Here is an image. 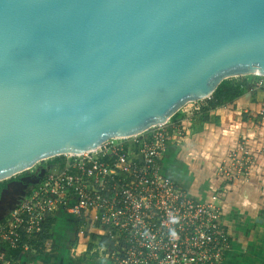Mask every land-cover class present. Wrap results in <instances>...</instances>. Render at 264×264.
I'll use <instances>...</instances> for the list:
<instances>
[{
  "label": "water",
  "instance_id": "water-1",
  "mask_svg": "<svg viewBox=\"0 0 264 264\" xmlns=\"http://www.w3.org/2000/svg\"><path fill=\"white\" fill-rule=\"evenodd\" d=\"M264 76V0H0V182Z\"/></svg>",
  "mask_w": 264,
  "mask_h": 264
},
{
  "label": "built area",
  "instance_id": "built-area-1",
  "mask_svg": "<svg viewBox=\"0 0 264 264\" xmlns=\"http://www.w3.org/2000/svg\"><path fill=\"white\" fill-rule=\"evenodd\" d=\"M257 76L254 85L264 88ZM256 118L264 126V108ZM174 126L170 118L47 164L0 222V264H10L6 249L31 251L44 222L60 211L75 217L80 234L87 221L102 230L111 264H225L231 240L220 202L226 186L247 179L253 153L245 139L238 142L216 167L224 186L194 198L161 172Z\"/></svg>",
  "mask_w": 264,
  "mask_h": 264
},
{
  "label": "crops",
  "instance_id": "crops-1",
  "mask_svg": "<svg viewBox=\"0 0 264 264\" xmlns=\"http://www.w3.org/2000/svg\"><path fill=\"white\" fill-rule=\"evenodd\" d=\"M257 79V74L246 77L245 92L231 103L182 110L161 162L163 174L204 199L224 186L216 167L246 140L254 156L250 174L226 186L220 202L231 240L225 264H264V126L256 118L264 108V88L254 85ZM51 219L50 237L40 250L20 252L10 264H111L98 226L87 221L80 234L69 212Z\"/></svg>",
  "mask_w": 264,
  "mask_h": 264
},
{
  "label": "rangeland",
  "instance_id": "rangeland-1",
  "mask_svg": "<svg viewBox=\"0 0 264 264\" xmlns=\"http://www.w3.org/2000/svg\"><path fill=\"white\" fill-rule=\"evenodd\" d=\"M249 76L250 75L232 78L233 80L242 81ZM208 101L209 100L205 98L196 102L187 103L179 111L182 112V110L191 106L200 108V106H202L204 103H207ZM51 159H53V157L50 159L42 160L36 163L30 169L18 173L9 179L3 180V182L0 183V222L3 220V218H8L12 213V210L24 200L26 191L39 179V176L47 166V162ZM29 245L30 250H37L38 248H40L37 240L31 241Z\"/></svg>",
  "mask_w": 264,
  "mask_h": 264
},
{
  "label": "trees",
  "instance_id": "trees-1",
  "mask_svg": "<svg viewBox=\"0 0 264 264\" xmlns=\"http://www.w3.org/2000/svg\"><path fill=\"white\" fill-rule=\"evenodd\" d=\"M246 90V80H233V78H228L223 80L212 92V94L207 98L209 101L207 102V107L214 108L218 105H226L231 103L233 100L241 96ZM181 112H176L172 117L171 120H175L178 118L177 116ZM63 156H56L53 159L49 160L47 164H52L59 161ZM3 182V181H1ZM0 182V183H1ZM53 223L51 218H48L44 224L42 225V229L37 235V243L40 246H43V243L50 237L49 229L51 224ZM41 248V247H40ZM40 248H38L40 250ZM9 259L13 260L16 259L20 253L19 249L12 250L7 249Z\"/></svg>",
  "mask_w": 264,
  "mask_h": 264
}]
</instances>
